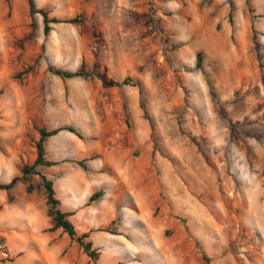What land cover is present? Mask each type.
<instances>
[{"label":"rangeland","instance_id":"rangeland-1","mask_svg":"<svg viewBox=\"0 0 264 264\" xmlns=\"http://www.w3.org/2000/svg\"><path fill=\"white\" fill-rule=\"evenodd\" d=\"M125 3L134 55L140 57V38L148 37L141 67L148 69L147 85L135 79L137 85L130 84L140 97L141 116L127 121L136 159L127 172L142 178L149 191L135 201L118 187L112 194L116 217H94L117 235L97 250V263L264 264V0ZM76 15L81 33L96 35L92 18ZM46 37L29 17L27 0H1L0 70L17 69L14 77L35 61L34 69L78 68L82 59L73 67V59L45 55ZM198 51L203 71L195 66ZM5 87L0 78V89ZM12 110L10 96H0V113ZM16 126L0 116V132ZM27 196L20 181L7 203L0 202V264H92L75 243L67 246L64 233L55 240L54 257L46 228L36 241L34 215L25 212L30 202L38 208L37 226L49 220L45 204L41 208Z\"/></svg>","mask_w":264,"mask_h":264},{"label":"crops","instance_id":"crops-1","mask_svg":"<svg viewBox=\"0 0 264 264\" xmlns=\"http://www.w3.org/2000/svg\"><path fill=\"white\" fill-rule=\"evenodd\" d=\"M33 1L36 8L48 10L52 17L65 18L83 12L86 18H92L91 27L96 28V35L81 33L83 23L52 24L44 48L45 55L70 63L73 59V67L78 65L77 59H82L78 68L67 70L75 71L84 64L93 75L62 79L37 66L21 79H15L13 75L17 69L0 70V78L6 81L0 96L8 94L13 106L11 113L4 111L0 116L3 122L13 119L17 122L14 131L0 132V146L4 148V152L0 151L1 182L7 183L20 174L25 163L34 160V142L38 139L35 126L48 130L64 125L73 127L81 137L66 130L48 137L44 142V157L52 164L39 165L36 169L52 181L60 210L69 214L68 219L77 233H88L93 248L104 249L116 242L117 235L98 230L106 226L96 225L93 219L98 214L116 217V199L112 195L116 188L120 187L121 194L127 193L135 201H140L149 191L147 186L142 188V178L128 173L134 169L136 159L133 158V129L127 127V121L140 120L141 101L133 86L123 84L129 78L147 85L148 69L141 67L143 56H148V37L140 38V57L134 55L129 44L132 39L124 26V12L129 7L125 0H56L53 6H50L51 0ZM54 11L61 14H53ZM34 17L43 31L41 16L35 14ZM85 24L90 25V22L87 20ZM92 43L93 49L90 48ZM185 50L189 48L185 47ZM89 127L93 128L94 134L89 132ZM15 186L8 191L0 190L2 205L7 203ZM99 191L101 195L89 202V198ZM27 195L29 201L36 200L37 205L44 207L40 192ZM4 207L2 210L9 213V207ZM122 210L123 206L121 213ZM25 212L34 215L31 225L37 241L36 235L48 228L49 222L37 226L38 208L31 202ZM76 222L81 226H76ZM62 233L60 229L48 233L53 243V257L58 253V248H53L55 240L62 237ZM73 244L70 241L67 246Z\"/></svg>","mask_w":264,"mask_h":264},{"label":"trees","instance_id":"trees-1","mask_svg":"<svg viewBox=\"0 0 264 264\" xmlns=\"http://www.w3.org/2000/svg\"><path fill=\"white\" fill-rule=\"evenodd\" d=\"M28 14L32 18L34 14H39L43 22V34L48 35L51 30L52 24L57 23H71L77 24L82 22L80 15H76L70 18L60 19L57 17H51L48 10L44 8H36L33 0H27ZM230 16V15H229ZM230 18V17H229ZM30 26L33 28V21L30 22ZM36 61L33 65L26 67L25 69L18 72L14 78L20 79L22 76L28 74L35 67ZM195 66L196 68L203 71V54L201 51H198L195 54ZM47 71L51 74L59 76L62 79L82 77V76H92L93 73L87 71L84 67V64H81L80 68L75 71L63 70L56 68L54 66H49ZM123 84H132L136 86L137 84L132 83L131 79L127 78L123 81ZM105 87V85H103ZM141 93V89H139ZM61 130L69 131L78 137L81 135L71 126L59 127L56 129L48 130L45 127L37 128L38 139L34 142L35 148V158L31 163H25L22 166L21 172L19 175L13 176L7 183L0 182V190H11L18 182L23 181L25 183V192L31 193L33 191L40 192L43 196L45 206H46V215L48 217L49 227L45 229L46 232H54L60 229L64 234H66L71 242H74L82 253L89 259L92 264H98L97 260L99 259V252L97 249L93 248L92 243L88 240V233H77L73 224L68 219L69 214L62 212L59 207V201L55 197L53 183L46 176L41 174L36 167L39 165L50 166L52 163L47 161L44 157V142L45 140L56 134ZM36 177V180L33 179ZM101 195V192H95L90 198L89 202L94 201ZM113 224V221H111ZM100 231H106L114 234L108 227L98 229Z\"/></svg>","mask_w":264,"mask_h":264}]
</instances>
